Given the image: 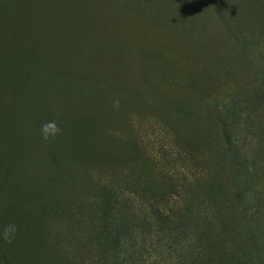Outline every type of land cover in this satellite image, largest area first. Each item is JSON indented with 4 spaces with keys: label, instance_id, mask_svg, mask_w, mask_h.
I'll return each mask as SVG.
<instances>
[{
    "label": "rangeland",
    "instance_id": "374dc122",
    "mask_svg": "<svg viewBox=\"0 0 264 264\" xmlns=\"http://www.w3.org/2000/svg\"><path fill=\"white\" fill-rule=\"evenodd\" d=\"M179 218L264 264V0H0V264H188Z\"/></svg>",
    "mask_w": 264,
    "mask_h": 264
},
{
    "label": "trees",
    "instance_id": "16d2710c",
    "mask_svg": "<svg viewBox=\"0 0 264 264\" xmlns=\"http://www.w3.org/2000/svg\"><path fill=\"white\" fill-rule=\"evenodd\" d=\"M160 230L167 236H170V243L179 247L180 251L184 253L185 259L189 260L190 264H215L212 258V255L209 253V249L207 248L206 243L201 242L200 235L199 237H188L185 235L184 230L187 228L188 220L187 218H179L176 222L169 219L161 220ZM148 228L151 227V224H147ZM137 225H132L129 227L128 232L124 235L125 241H120L119 249L122 250L126 247L125 242L130 243L134 238V234L136 232ZM200 234V232L198 231ZM179 239V240H178ZM191 248V251L188 250ZM125 254V252H123ZM122 254V255H123ZM127 260H123V264L126 263ZM188 262V264H189ZM132 263V262H131ZM134 264V263H133Z\"/></svg>",
    "mask_w": 264,
    "mask_h": 264
},
{
    "label": "clouds",
    "instance_id": "9594fccd",
    "mask_svg": "<svg viewBox=\"0 0 264 264\" xmlns=\"http://www.w3.org/2000/svg\"><path fill=\"white\" fill-rule=\"evenodd\" d=\"M112 108L116 112L120 110V100L118 98L113 100ZM58 115L59 113H57V116ZM62 132L63 129L59 126L55 119L45 122L40 128L41 139L45 143L54 141L62 135ZM18 231L19 230L15 224L8 223L3 227L2 231H0V238H2L5 243L11 245L18 235Z\"/></svg>",
    "mask_w": 264,
    "mask_h": 264
}]
</instances>
